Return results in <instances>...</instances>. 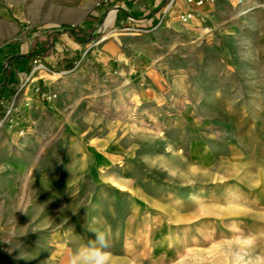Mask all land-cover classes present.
<instances>
[{"label": "rangeland", "instance_id": "rangeland-1", "mask_svg": "<svg viewBox=\"0 0 264 264\" xmlns=\"http://www.w3.org/2000/svg\"><path fill=\"white\" fill-rule=\"evenodd\" d=\"M31 1L0 0V50L29 47ZM253 1L263 6L235 7L219 26L206 22L212 31L201 24L152 48L161 53L156 86L125 77L123 86H64V104L41 96L38 115L24 85L48 71L42 57L17 86H5L1 71L7 257L67 264L95 229L108 237L112 264H264V4ZM103 36H83L82 55H97Z\"/></svg>", "mask_w": 264, "mask_h": 264}, {"label": "crops", "instance_id": "crops-1", "mask_svg": "<svg viewBox=\"0 0 264 264\" xmlns=\"http://www.w3.org/2000/svg\"><path fill=\"white\" fill-rule=\"evenodd\" d=\"M100 1L32 0L24 10L36 26L34 33L28 34L29 47L24 46L19 51L14 47L0 50V76L3 71L4 78H8L5 86H17L20 73L29 70L34 56L40 55L44 60L48 71L24 85V95L38 115L44 113L41 96L56 93L52 105H60L61 101L64 104V86H113L124 77L129 79L128 86H156L162 79L161 67L155 65L161 53L152 48L167 37H177L183 30L193 34L202 28L201 24L212 31L235 11V7L242 9L251 3V0H211L199 7L196 16L184 24L178 16L188 10L185 0H109L108 6ZM260 1L264 4V0ZM4 11L6 9L0 7L3 20L6 19ZM206 22L212 23L213 28ZM68 24H75L76 28L66 31L63 28ZM102 35L109 37L101 44L98 54L89 50L82 55L83 36ZM208 35L209 43L215 44V36ZM78 54L80 58L69 68ZM2 83L0 78V86ZM53 117L50 116V120ZM14 157L5 152L1 154L8 168L16 165ZM4 251L0 239V264H17Z\"/></svg>", "mask_w": 264, "mask_h": 264}, {"label": "clouds", "instance_id": "clouds-1", "mask_svg": "<svg viewBox=\"0 0 264 264\" xmlns=\"http://www.w3.org/2000/svg\"><path fill=\"white\" fill-rule=\"evenodd\" d=\"M95 239L78 246L70 255L67 264H112L109 240L105 232L90 229Z\"/></svg>", "mask_w": 264, "mask_h": 264}, {"label": "built area", "instance_id": "built-area-1", "mask_svg": "<svg viewBox=\"0 0 264 264\" xmlns=\"http://www.w3.org/2000/svg\"><path fill=\"white\" fill-rule=\"evenodd\" d=\"M185 1L188 5V10L179 14L178 20L181 23L187 24L190 19H192L194 16H196L197 9L201 6H203L204 4H206L207 2H210L211 0H185ZM244 10L245 9L243 8L242 11H244ZM43 68H44L43 64L38 63L33 67L31 74H33L36 71L41 70Z\"/></svg>", "mask_w": 264, "mask_h": 264}, {"label": "bare ground", "instance_id": "bare-ground-1", "mask_svg": "<svg viewBox=\"0 0 264 264\" xmlns=\"http://www.w3.org/2000/svg\"><path fill=\"white\" fill-rule=\"evenodd\" d=\"M251 2V1H250ZM259 6H263L262 4L258 3V2H251L249 6H247V8L244 11H239L238 14H243L246 13L248 10H250L251 8H255V7H259Z\"/></svg>", "mask_w": 264, "mask_h": 264}]
</instances>
